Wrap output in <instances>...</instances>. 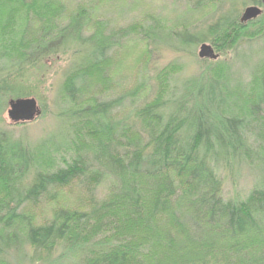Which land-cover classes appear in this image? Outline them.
Listing matches in <instances>:
<instances>
[{
    "label": "trees",
    "instance_id": "16d2710c",
    "mask_svg": "<svg viewBox=\"0 0 264 264\" xmlns=\"http://www.w3.org/2000/svg\"><path fill=\"white\" fill-rule=\"evenodd\" d=\"M248 2L264 9V0H187L222 13L158 41L153 23L113 31L81 6L65 16L59 0H0V96L31 97V79L67 58L57 85L66 127L36 143L29 123L17 135L0 127V264H264V64L232 86L230 67L207 66L213 60L196 59L205 66L185 75L173 65L151 75L145 63L134 87L109 94L112 55L132 37L149 57L206 42L218 54L264 44V13L240 22ZM246 166L256 183L225 197L223 176ZM74 182L86 210L59 208L42 223L25 212Z\"/></svg>",
    "mask_w": 264,
    "mask_h": 264
},
{
    "label": "rangeland",
    "instance_id": "374dc122",
    "mask_svg": "<svg viewBox=\"0 0 264 264\" xmlns=\"http://www.w3.org/2000/svg\"><path fill=\"white\" fill-rule=\"evenodd\" d=\"M65 6V16L70 15L78 7L87 8L92 11L93 20L103 19L108 21L113 31L119 28L132 25H148L153 23L160 29L156 33L157 40H170V31H179L189 29L191 31H200L206 25L214 21L221 15V11L215 10L211 6L203 10L195 11L188 6L187 0H59ZM249 6H256L247 3L239 7V17L243 10ZM261 8V7H260ZM262 9V14L264 9ZM227 10V8H223ZM261 14V15H262ZM260 15V16H261ZM3 36V35H2ZM211 45L210 43L206 42ZM199 46L195 48H183V52L176 54L162 49V52L153 53L151 57L146 54V42L135 38H130L122 42L121 46L114 51L110 63L112 72V85L110 95L119 94L134 87L137 83V74L145 63H148V73L153 75L159 69L165 66L173 65L175 70L181 74H190L197 67L205 64H198L196 59ZM217 58L213 64L207 66L230 67L231 82L234 86L237 81H249L253 73L260 65L264 64V44L259 41H246L237 44V46L223 54H218L214 50ZM192 56L191 57L189 56ZM66 56H61L58 61H51L47 64L46 75L42 82H35L31 79L27 85L31 88V97L35 98L39 109V116L26 129L28 139L36 143L39 139L54 135L62 131L66 124H59L57 114L64 111L66 105L61 95L58 93V80L64 69L67 68ZM210 61V60H209ZM246 61L244 66L241 62ZM198 64V65H197ZM0 96V127L11 130L17 135L24 129L21 124L10 123L7 118L8 101ZM28 124V123H27ZM67 130V129H66ZM68 131V130H67ZM65 146H60L57 150L52 149L54 157L57 153H64ZM64 150V151H63ZM257 171L251 170V167L235 170L228 176H223V192L225 197L239 196L244 197L256 183ZM110 180H104L95 190V197L103 199L110 188ZM89 198L81 184L72 183L70 186L58 189L57 197L53 201H45L38 205H29L25 212L29 214L34 223H42L50 220L53 212L59 208L69 210H86L88 208Z\"/></svg>",
    "mask_w": 264,
    "mask_h": 264
},
{
    "label": "water",
    "instance_id": "95a60500",
    "mask_svg": "<svg viewBox=\"0 0 264 264\" xmlns=\"http://www.w3.org/2000/svg\"><path fill=\"white\" fill-rule=\"evenodd\" d=\"M262 14L259 6H249L245 8L240 16V22L247 23L257 19ZM197 57L200 60H215L217 55L211 45L202 43L199 46ZM40 114L38 103L33 97L10 99L8 101L7 118L10 123L22 124L33 122Z\"/></svg>",
    "mask_w": 264,
    "mask_h": 264
}]
</instances>
